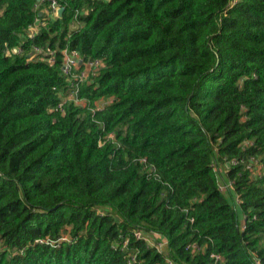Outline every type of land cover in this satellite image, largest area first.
Here are the masks:
<instances>
[{
  "label": "trees",
  "instance_id": "obj_1",
  "mask_svg": "<svg viewBox=\"0 0 264 264\" xmlns=\"http://www.w3.org/2000/svg\"><path fill=\"white\" fill-rule=\"evenodd\" d=\"M59 1L0 0V264H264V0Z\"/></svg>",
  "mask_w": 264,
  "mask_h": 264
},
{
  "label": "built area",
  "instance_id": "obj_2",
  "mask_svg": "<svg viewBox=\"0 0 264 264\" xmlns=\"http://www.w3.org/2000/svg\"><path fill=\"white\" fill-rule=\"evenodd\" d=\"M39 5L47 4L50 12L48 13L51 17H58V11L61 9L60 1L59 0H38ZM39 21H37L38 23ZM37 32V28H31V34L35 35ZM35 53H39V49L34 50ZM22 50L20 48H15L13 50L14 54L21 53ZM63 58H62V72L63 74L69 78L72 81L73 87L75 88L73 92L64 99L63 103H66L68 101H74L77 103V95L79 93L80 87L82 84L88 82L90 78L97 74L100 69L102 68V62L101 61H89L87 63H83L81 58L76 55L69 53L68 50L63 52ZM47 61L50 64L56 63V55L50 54L47 58ZM60 108H63V104L60 105ZM63 111V110H62ZM238 163L236 161L227 162L225 165V170L229 169L232 166H236ZM250 171H254L253 163L252 165L249 164L247 167ZM221 183V182H220ZM233 183L229 182L226 185L220 184V190L222 192L228 191V189L232 188ZM239 204V203H238ZM245 221L246 216L244 215L243 222L240 223L241 230H245ZM136 239L138 240H144L148 243V245L154 247L158 252L164 253L166 251V247L168 245L166 240L161 239V237L158 234H144L142 232H137L135 234ZM187 250H191L192 253H199L201 251V247L197 244H193L188 247ZM211 259L213 260L214 264H219L223 261V258L220 255L212 254ZM137 262V255H132L129 264H135ZM169 264H173L172 262H169ZM255 264H261L260 259L255 260Z\"/></svg>",
  "mask_w": 264,
  "mask_h": 264
},
{
  "label": "crops",
  "instance_id": "obj_3",
  "mask_svg": "<svg viewBox=\"0 0 264 264\" xmlns=\"http://www.w3.org/2000/svg\"><path fill=\"white\" fill-rule=\"evenodd\" d=\"M220 181L222 185H226L228 184L230 181L227 179L226 175H225V171H221L220 170ZM228 192V191H225ZM244 219V214L240 211V222L242 223Z\"/></svg>",
  "mask_w": 264,
  "mask_h": 264
},
{
  "label": "rangeland",
  "instance_id": "obj_4",
  "mask_svg": "<svg viewBox=\"0 0 264 264\" xmlns=\"http://www.w3.org/2000/svg\"><path fill=\"white\" fill-rule=\"evenodd\" d=\"M77 104L81 105L82 103L77 102ZM105 104H106V101H103L99 106L101 107L102 105L104 106ZM224 169H226V168L224 167ZM226 195L228 196L229 194L227 193Z\"/></svg>",
  "mask_w": 264,
  "mask_h": 264
},
{
  "label": "water",
  "instance_id": "obj_5",
  "mask_svg": "<svg viewBox=\"0 0 264 264\" xmlns=\"http://www.w3.org/2000/svg\"><path fill=\"white\" fill-rule=\"evenodd\" d=\"M64 11H65L64 9H60V10L58 11V16L61 17L62 14L64 13Z\"/></svg>",
  "mask_w": 264,
  "mask_h": 264
}]
</instances>
